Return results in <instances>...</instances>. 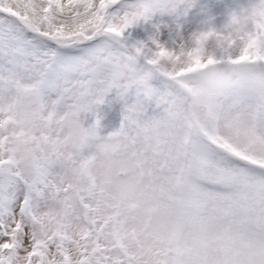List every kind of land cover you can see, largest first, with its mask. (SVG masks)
<instances>
[{
    "label": "snow or ice",
    "instance_id": "6c2138e0",
    "mask_svg": "<svg viewBox=\"0 0 264 264\" xmlns=\"http://www.w3.org/2000/svg\"><path fill=\"white\" fill-rule=\"evenodd\" d=\"M254 5L224 58L197 49L162 73L168 48L126 33L173 0H0V264H264V0ZM133 55L147 85L119 75ZM207 64L230 67L223 94L195 86ZM113 89L122 119L102 136L81 114Z\"/></svg>",
    "mask_w": 264,
    "mask_h": 264
},
{
    "label": "rangeland",
    "instance_id": "374dc122",
    "mask_svg": "<svg viewBox=\"0 0 264 264\" xmlns=\"http://www.w3.org/2000/svg\"><path fill=\"white\" fill-rule=\"evenodd\" d=\"M252 2L254 0H173L174 8L154 12L147 20L132 25L127 30V40L130 45L136 42L150 44L154 38L174 50L181 41H187L209 27H219L230 15ZM123 105L124 101L113 89L96 108L95 117L91 113L81 114L82 124L87 128L94 119H99L98 131L102 136L107 135L120 126Z\"/></svg>",
    "mask_w": 264,
    "mask_h": 264
},
{
    "label": "clouds",
    "instance_id": "9594fccd",
    "mask_svg": "<svg viewBox=\"0 0 264 264\" xmlns=\"http://www.w3.org/2000/svg\"><path fill=\"white\" fill-rule=\"evenodd\" d=\"M258 20L254 2L241 7L230 15L219 27H209L202 30L187 41H181L175 49L168 48L167 54L157 56L158 70L160 72H177L191 66L192 58L199 55L207 60L208 56L215 55L224 58L229 49V37L240 38L246 36L248 31ZM151 68L141 63L135 55L130 56L120 67L119 75L129 84L147 85L151 79ZM195 86L216 94L226 92L234 81L229 66L207 64L193 74Z\"/></svg>",
    "mask_w": 264,
    "mask_h": 264
}]
</instances>
